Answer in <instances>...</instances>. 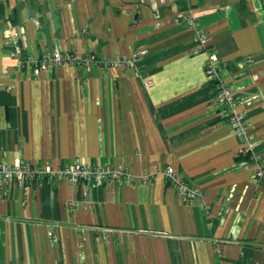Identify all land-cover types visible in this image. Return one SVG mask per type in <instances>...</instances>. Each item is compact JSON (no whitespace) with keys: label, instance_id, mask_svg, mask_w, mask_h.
<instances>
[{"label":"crops","instance_id":"obj_1","mask_svg":"<svg viewBox=\"0 0 264 264\" xmlns=\"http://www.w3.org/2000/svg\"><path fill=\"white\" fill-rule=\"evenodd\" d=\"M10 23L35 56H138L35 76L5 44ZM208 51L264 155V0H0V161L80 158L155 174L91 186L79 208L70 203L84 189L67 180L27 192L0 183V264H264V183L215 103ZM168 163L202 195L181 197Z\"/></svg>","mask_w":264,"mask_h":264},{"label":"built area","instance_id":"obj_2","mask_svg":"<svg viewBox=\"0 0 264 264\" xmlns=\"http://www.w3.org/2000/svg\"><path fill=\"white\" fill-rule=\"evenodd\" d=\"M179 18L195 30L198 50L206 49L208 34L203 28L197 26L196 18L191 13L186 12L180 13ZM83 32H86V30L83 29ZM4 36L6 46L11 49V55L18 57L20 66H29L35 76L49 72L64 64L99 66L102 69L113 67L124 68L132 64L138 56V53H135L132 57L117 55L114 59H106L94 53H86L79 56L75 51L62 50L58 47L49 49L40 56H35L24 52L21 31L14 24H8ZM206 69L208 77L215 87V103L221 107L223 114L228 119L231 128L240 142L239 153L251 156L257 166L254 175L258 181L264 183V155L255 150L256 142L254 136L248 131V124L244 115L239 110L238 99L221 76L218 57L213 51H208ZM162 174L168 184L174 187L181 197L194 201L202 195L201 188L184 180L175 170L172 163L164 166ZM154 178L155 174L136 175L128 170L123 163H88L80 158L59 166H54L51 163H32L21 159L11 162L0 161V183L2 185L16 183L25 192L34 183L43 180L52 183L67 180L72 184L82 185L84 198L72 201L70 205L74 208L91 206V201L89 200V188L91 186H101L106 183L123 185L133 182L134 179H138L143 183H151ZM51 237L56 240L52 234Z\"/></svg>","mask_w":264,"mask_h":264}]
</instances>
